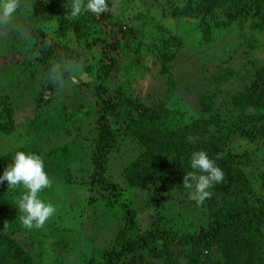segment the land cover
<instances>
[{
	"label": "trees",
	"instance_id": "16d2710c",
	"mask_svg": "<svg viewBox=\"0 0 264 264\" xmlns=\"http://www.w3.org/2000/svg\"><path fill=\"white\" fill-rule=\"evenodd\" d=\"M83 2L87 3V0ZM105 2L106 11L100 14L86 11L75 18L63 14L64 10L70 11L72 0L29 2L33 26L30 36H41L43 46H50L54 53L58 52L61 41L72 43V40L83 38L89 47H100L99 64L93 81L79 84L92 92V102L84 105L72 98L62 101L48 115L38 113L36 126L29 125L26 129L32 139L9 152L0 153V172L12 163L17 151L34 153L42 158L48 177L71 184L74 181L73 166L82 159L87 147L93 164L91 183L105 191L103 195L121 211L125 222L110 245L83 264H145L147 255L155 250L158 238L166 236L178 240L190 263H198L200 257L214 250L222 264H264V198L260 197L261 192L254 191L252 179L244 170L249 154L233 153L227 148V139L232 135L250 141L264 139V66L250 57L257 43L245 36L249 30L264 31V0H186L175 10L177 16H198L201 40L206 43L213 41L215 31L234 25L240 39L246 43L241 58L251 67L240 73L232 66L230 57L212 63V67L219 70L210 80L216 83V88L199 95V116L178 127H170L172 111L163 98L145 102L135 95L127 82L125 72L137 67L142 59L138 49L134 50L131 66L126 65L120 70L122 80L113 81L118 75V58L122 54L116 30L120 23L111 21L112 0ZM101 27L104 33H98ZM175 54L173 51L170 56L156 55L166 94L176 91L180 84L171 69ZM46 66L49 68L51 64L46 63ZM84 71L87 75L90 66ZM231 77H237L243 86L227 93L228 101L223 100L222 112L216 106L219 86ZM183 88L190 91L193 85ZM53 90L51 82L36 88L37 103L49 102ZM14 113L11 101L0 99L1 133L11 134L18 128ZM76 115L80 116V121L77 127H71L70 120ZM86 117L89 120L84 126L82 122ZM81 126L94 133L88 144L82 145L81 140L85 137L78 132L76 140L57 141V137L70 136ZM125 137L134 140L140 148L122 169L127 187L149 186L158 192L188 191L183 186V177L192 171L190 157L195 151L206 152L222 170L223 179L208 189L210 195L204 199L203 223L197 229L172 230L162 225L135 233L133 208L121 199L118 185L106 177L104 166L108 150ZM160 204L149 205L157 218L162 215ZM21 215L16 200L8 193L7 182L0 183V264H33L29 248L18 240L27 229L21 223ZM59 243L56 242L57 246Z\"/></svg>",
	"mask_w": 264,
	"mask_h": 264
},
{
	"label": "rangeland",
	"instance_id": "374dc122",
	"mask_svg": "<svg viewBox=\"0 0 264 264\" xmlns=\"http://www.w3.org/2000/svg\"><path fill=\"white\" fill-rule=\"evenodd\" d=\"M30 1L21 0V7L11 24L0 26V99L11 101L18 125L11 134L0 132V153L9 152L32 139L26 129L29 125L36 126L38 113L48 115L64 100L71 101L73 98L87 105L93 99L92 92L84 89L86 86L81 88L79 84L93 81L99 64L100 47H89L80 38L74 42L72 40V43L61 41L55 53L50 46L45 48L41 36H30L33 26L29 18L30 7H26ZM184 1L112 0L110 9L111 21L120 23L116 30L122 53L118 58V75L114 76L113 81L122 80L123 77L119 78L120 70L126 65L131 66L134 50L138 49L142 59L137 67L125 72L126 80L141 100L147 102L163 98L166 101L172 111L170 127H178L199 116V95L217 86L210 81L219 72L212 67V63L230 57L232 66L238 72H245L244 68L251 70L241 58L246 43L240 39L237 28L231 25L217 30L213 33V41L203 42L198 16H177L175 10L182 7ZM63 14L72 18L68 10H64ZM101 29L98 33L105 32L103 27ZM245 36L257 43L250 57L264 66V31L249 30ZM240 43L242 46H239ZM173 51L176 54L171 69L180 84L176 91L166 94L164 78L159 73L161 65L156 55L170 56ZM46 63L51 66L48 68ZM89 66L90 71L86 75L84 70ZM48 82L53 84L54 90L49 102L39 105L35 89ZM221 84L216 106L224 112L222 103L223 100L228 101L227 93L242 88L243 84L237 77H231ZM184 85H193V88L186 91ZM84 120L82 123L85 126L89 119L86 117ZM79 121V115L71 118V127H77ZM88 130L81 126L77 131H72L70 136L57 137V141L76 140L78 132L85 137L81 140L82 145H86L94 134ZM227 148L233 153L249 154L250 159L244 170L252 179L254 191L261 192L260 197L264 198V139L250 141L232 135L227 139ZM86 150L85 146L82 159L73 166L74 181L71 184L48 177L49 186L38 194L42 200L53 204L56 212L42 226L27 228L23 235L18 236V240L29 248L33 264H83L90 257L100 255L124 226L121 211L103 195V189L91 183L93 164L89 157L90 151ZM139 151V145L125 137L108 150L104 162L106 177L118 185L121 199L133 208L135 233L162 225L172 230L197 229L203 223L204 200H192L190 190L184 193L175 189L158 192L149 186H126L122 169ZM24 191L21 186L8 188V193L15 200ZM153 202L161 203L163 207L160 218L150 211ZM57 241H60L58 246ZM144 263L222 264V261L213 250L211 254L200 257L198 263H190L178 240L166 236L158 238L155 250L147 255Z\"/></svg>",
	"mask_w": 264,
	"mask_h": 264
},
{
	"label": "clouds",
	"instance_id": "9594fccd",
	"mask_svg": "<svg viewBox=\"0 0 264 264\" xmlns=\"http://www.w3.org/2000/svg\"><path fill=\"white\" fill-rule=\"evenodd\" d=\"M20 7L21 0H0V26L11 24ZM106 7L105 0H87V3L72 0L70 15L75 18L86 11L100 14L106 11ZM190 168L192 171L184 174L183 186L190 190L192 200L202 202L210 195L208 189L223 179V172L204 151L191 154ZM5 181L10 189L17 186L25 189L16 200L17 209L23 213L20 220L25 228L42 226L56 212L53 204L45 202L38 195L50 184L39 155L17 151L12 163L0 172V183Z\"/></svg>",
	"mask_w": 264,
	"mask_h": 264
}]
</instances>
